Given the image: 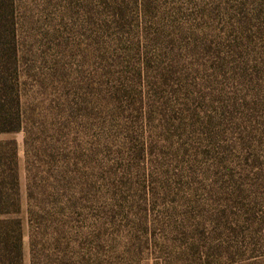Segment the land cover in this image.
Returning <instances> with one entry per match:
<instances>
[{
    "label": "rangeland",
    "instance_id": "1",
    "mask_svg": "<svg viewBox=\"0 0 264 264\" xmlns=\"http://www.w3.org/2000/svg\"><path fill=\"white\" fill-rule=\"evenodd\" d=\"M12 1L34 135L0 141L16 143L22 264H264V0ZM245 68L256 96L232 107ZM125 130L143 149L130 174ZM38 141L90 177L60 239L24 214Z\"/></svg>",
    "mask_w": 264,
    "mask_h": 264
},
{
    "label": "trees",
    "instance_id": "2",
    "mask_svg": "<svg viewBox=\"0 0 264 264\" xmlns=\"http://www.w3.org/2000/svg\"><path fill=\"white\" fill-rule=\"evenodd\" d=\"M17 68L18 52L13 1L0 0V135L23 133L24 144H26L27 139L34 135V131H32V119L26 115L22 107L21 84ZM247 76L245 68L239 79L243 81L240 83L242 90H245L244 96L239 99V102L236 103L237 100L233 102L232 107L238 108L240 102L242 106H247V101L250 102L256 96V94L251 96L253 81ZM71 129L72 127L69 128L70 131ZM244 131L245 127L241 132L244 133ZM125 132L122 150L127 153L124 158L126 168L122 170L130 174L132 169L137 168L136 164L143 156V149L138 148L134 143V135L130 130ZM106 139H98L93 147L85 150L84 169L95 172V166H98L94 160L108 146L109 140ZM37 143L38 146L31 155L32 162L30 165L28 162L24 214L28 222L38 217L52 221L55 226L52 232L57 239H60L68 230L64 226L65 219H72L79 213L78 198L90 192L87 187L90 177L86 175L80 177L73 158H63L62 150L56 147L46 149L40 141ZM59 144L63 146L64 138ZM67 145L71 148L69 144ZM103 173L106 176L104 179L106 184L108 180H114L113 173L105 170ZM77 179H82L81 185L78 183L75 185ZM103 181H101L102 184ZM21 214L16 143L14 140H3L0 141V264H22Z\"/></svg>",
    "mask_w": 264,
    "mask_h": 264
}]
</instances>
